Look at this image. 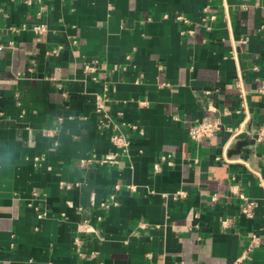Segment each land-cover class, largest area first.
Returning <instances> with one entry per match:
<instances>
[{"label":"crops","instance_id":"0c3cea01","mask_svg":"<svg viewBox=\"0 0 264 264\" xmlns=\"http://www.w3.org/2000/svg\"><path fill=\"white\" fill-rule=\"evenodd\" d=\"M0 38V264H264V0H0Z\"/></svg>","mask_w":264,"mask_h":264},{"label":"built area","instance_id":"2783aa9c","mask_svg":"<svg viewBox=\"0 0 264 264\" xmlns=\"http://www.w3.org/2000/svg\"><path fill=\"white\" fill-rule=\"evenodd\" d=\"M178 18L183 19L181 16ZM33 29L35 31H41L43 28L41 26H34ZM2 44V39L0 38V46ZM6 44L9 47H13V42L11 40H6ZM87 69H92V65H86ZM237 87L239 90V96L241 98V107H244L245 105V98L243 94V89L241 88L240 82H237ZM226 129L230 132V138L235 139L239 137V135L242 133L243 129L239 126H224L222 122L218 118H201L195 122H193L190 127L188 128V137L189 139L194 142L198 143L199 141L203 139H209L212 136L218 134L221 130ZM251 133L253 135L254 140L261 141L264 138V125H257L252 130ZM116 144L121 145V141L118 136L112 137ZM123 145V144H122ZM160 160L165 161V157H161ZM103 162H109L114 163L115 162V154H108L105 156V158L102 160ZM160 168V163L156 162L153 165V171H158ZM130 189H134L133 186H130ZM232 191H236V187L233 185L231 188ZM183 192L181 190H177L172 193V198H177L179 196H183ZM217 194L213 193L211 195V200H216ZM243 200V203L241 205V213L244 214L247 217H251L253 215V209L255 207L254 200L246 197H241ZM109 202H106L105 206H108ZM195 217L198 216V213L194 214ZM229 220L227 218H223L221 220V225L226 226L228 224ZM256 242L255 236H252L249 240V243L246 247V250L242 252V254L237 258L236 262H238L241 258L245 257V253L247 250L251 249V246L253 243Z\"/></svg>","mask_w":264,"mask_h":264},{"label":"water","instance_id":"95a60500","mask_svg":"<svg viewBox=\"0 0 264 264\" xmlns=\"http://www.w3.org/2000/svg\"><path fill=\"white\" fill-rule=\"evenodd\" d=\"M247 141L246 140H241L237 143V146H240V145H243L244 143H246Z\"/></svg>","mask_w":264,"mask_h":264}]
</instances>
